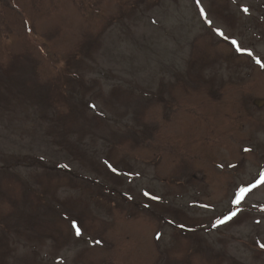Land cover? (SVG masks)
Segmentation results:
<instances>
[{
    "label": "rangeland",
    "instance_id": "1",
    "mask_svg": "<svg viewBox=\"0 0 264 264\" xmlns=\"http://www.w3.org/2000/svg\"><path fill=\"white\" fill-rule=\"evenodd\" d=\"M261 245L264 0H0V264Z\"/></svg>",
    "mask_w": 264,
    "mask_h": 264
},
{
    "label": "snow or ice",
    "instance_id": "2",
    "mask_svg": "<svg viewBox=\"0 0 264 264\" xmlns=\"http://www.w3.org/2000/svg\"><path fill=\"white\" fill-rule=\"evenodd\" d=\"M245 11H247V9H245ZM222 34V33H221ZM233 44H236V41H232ZM77 234H79V230H77ZM261 247H264V245H261Z\"/></svg>",
    "mask_w": 264,
    "mask_h": 264
}]
</instances>
